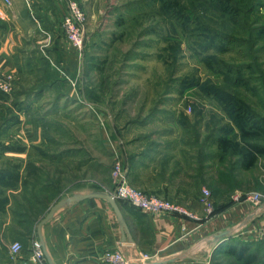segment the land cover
Segmentation results:
<instances>
[{
	"label": "rangeland",
	"instance_id": "rangeland-1",
	"mask_svg": "<svg viewBox=\"0 0 264 264\" xmlns=\"http://www.w3.org/2000/svg\"><path fill=\"white\" fill-rule=\"evenodd\" d=\"M162 1H77L86 15L84 42L77 49L79 62L68 79L56 83L37 81L35 76L21 84L16 78L15 96L36 90L44 94L27 100L44 141L30 145L22 157V181L29 191L42 190L45 196L48 182L60 183L58 201L89 189L113 192V165L116 158L124 163L125 142L143 138L147 140L142 146L147 147L162 123L202 125L197 131L204 139L216 140L221 134L237 137L238 126L217 95L204 92L213 91L210 86L240 97L264 117V31L256 32L264 28V0L249 13L248 28L229 22L217 27L237 40L215 46L224 49L228 45L230 52L226 53L206 51L210 42L203 40L197 27V13L186 24L166 10L169 6L176 11L179 5L189 13L188 9H197L199 0H165L166 7ZM210 17L205 20L213 23ZM214 52L226 63L223 71L207 62ZM238 66H245L246 72L229 77ZM60 70L59 74H65L64 68ZM48 72L55 77L49 68ZM59 91H72L75 97L56 98ZM168 131L164 128L157 133ZM197 131L188 128V136L197 138ZM257 163L251 171L263 175V183L246 177L244 185L256 189L264 201V156ZM58 201H49L41 219ZM12 239L22 247L30 240L15 234ZM258 253L263 255L264 250Z\"/></svg>",
	"mask_w": 264,
	"mask_h": 264
},
{
	"label": "crops",
	"instance_id": "crops-1",
	"mask_svg": "<svg viewBox=\"0 0 264 264\" xmlns=\"http://www.w3.org/2000/svg\"><path fill=\"white\" fill-rule=\"evenodd\" d=\"M68 4L69 0H0V74L15 73L21 84L34 80L35 76L37 81L56 83L68 79L79 62L78 50L67 40L62 25L69 12ZM48 68L55 77L49 76V72L45 74ZM63 68L65 74L61 73ZM71 93L59 91L56 98H74ZM5 95L7 98L0 99V105L12 107L15 91ZM18 96L28 107L20 112L21 121L12 125L8 133L14 134L13 138L27 149L8 155L25 157L30 145L44 142L32 116V103L27 100L44 94L36 90ZM201 126L162 123L153 133L156 138L147 141V147L142 146L147 140L143 138L125 142L123 146L124 166L131 185L169 199L197 217L179 213L150 215L121 202L130 229V235L125 237L108 200L94 197L76 201L58 210L43 226L53 261L106 264L100 260V254L121 248L132 260L142 252L156 254L150 264H264V254L258 253L264 250L261 249L264 248V201L255 204L246 197L232 201L236 194L257 192L244 185L246 177H255L261 184L263 175L251 168H234L231 162L235 157L222 162L218 137L204 139L202 132L197 131L202 130ZM164 128L169 131L157 133ZM188 128L195 129L198 137L190 138ZM204 188L213 195L212 215L200 200ZM97 190L101 189L76 193ZM3 220L0 221V264H33L30 240L12 257L13 235L7 230L11 219ZM222 231L230 234L215 240Z\"/></svg>",
	"mask_w": 264,
	"mask_h": 264
},
{
	"label": "trees",
	"instance_id": "trees-1",
	"mask_svg": "<svg viewBox=\"0 0 264 264\" xmlns=\"http://www.w3.org/2000/svg\"><path fill=\"white\" fill-rule=\"evenodd\" d=\"M163 1L162 5H165L164 7L168 6ZM199 2L197 9H188L189 13L184 11L185 8L179 5L176 11L172 12L169 6L166 7V10L178 18L182 17L186 24L189 20H192V14L197 13V18L200 19L197 27L202 31L203 40L210 42V46L207 47L206 51L211 49L212 51L226 53L230 52L228 45L224 49L215 46L229 42L235 43L237 40L232 35H228L229 33H224L221 29L219 31L217 27L229 22L230 25L236 23L248 28L249 13L260 6L263 1L199 0ZM210 14L215 19L211 18ZM205 17H210L211 22H214H207ZM200 30H198L199 33H201ZM263 31V27L256 30L257 33H262ZM210 58V61H207L208 64L214 69L223 71L222 68H224L223 66L226 63L219 58L218 54L216 52L211 53ZM232 58L234 59V57ZM244 67H234L235 69L229 73V77L236 73L246 72ZM227 69L229 68L227 67ZM210 88L213 91L204 92L214 96L217 95V99L225 106V111L230 115L239 130L237 137L222 134L218 136L222 162L235 157V161L231 162V166L234 168H254L258 164V159L264 156V143L261 141L262 138L264 140V117L249 109L240 97L218 91L212 86ZM5 94L1 92V100L7 98ZM24 103L25 101H21L19 96H16L12 107L4 108L0 105V113H3L0 114V221L3 222L5 217H10L11 223L7 230L12 235L15 234L23 240L30 239L32 241L37 236V224L40 222L44 210L48 208L49 201L55 198L58 201L62 191L60 183L57 182L54 185L48 182L45 196H42V190L37 192L34 189H30L29 191L22 181L23 158L8 155L10 152H25L27 149L21 145L19 140L14 139L8 133L12 125L21 121L20 112L27 108ZM33 169L38 170V167L35 166ZM242 197H245V195H242ZM118 201L119 203L125 202L123 200Z\"/></svg>",
	"mask_w": 264,
	"mask_h": 264
},
{
	"label": "built area",
	"instance_id": "built-area-1",
	"mask_svg": "<svg viewBox=\"0 0 264 264\" xmlns=\"http://www.w3.org/2000/svg\"><path fill=\"white\" fill-rule=\"evenodd\" d=\"M69 12L63 19V28L67 40L78 50H81L84 42V26L86 24V15L76 0H69ZM15 73L0 74V91L12 93L14 90ZM113 176L115 178V189L111 194L118 200H123L130 205L141 209L142 211L155 215L161 214H182L190 217H197L195 213L185 209L181 205L172 202L169 199L161 197L154 193H149L131 185L127 179V173L124 163L120 158H116L113 165ZM247 199L258 204L262 196L258 192L244 194ZM242 197V194H236L235 199ZM208 214L214 213V200L212 193L208 188L203 189L200 198ZM22 245L20 242L12 243L10 252L15 257ZM33 264H49L46 258L41 240L36 236L31 241ZM100 260L106 264H150L155 261L156 254L142 252L135 260L127 257L121 248H112L100 254Z\"/></svg>",
	"mask_w": 264,
	"mask_h": 264
},
{
	"label": "water",
	"instance_id": "water-1",
	"mask_svg": "<svg viewBox=\"0 0 264 264\" xmlns=\"http://www.w3.org/2000/svg\"><path fill=\"white\" fill-rule=\"evenodd\" d=\"M94 197H98V198H103L106 199L110 202V204L113 206V208L116 211L117 217H118V221L120 223L121 226V230L123 233V236L126 237V235H130V229L128 226V223L126 221V218L124 217V214L122 212V209L120 207L119 201L118 199L113 196L111 194V192L107 191V190H97V191H92L89 193H76L73 194L69 197H66L64 199H61L60 201L56 202L55 204H53L49 211L47 212V214L40 220L38 226H37V233H38V238L41 240L42 242V246L44 248V252L46 255V258L48 260L49 264H56L53 259L51 258V255L48 251L46 242L44 240V236H43V226L48 223L56 214V212L58 210H60L61 208L65 207L66 205H69L70 203L76 202V201H84L86 199L89 198H94ZM230 234V231H222L220 233H218V235H216L215 240H218L226 235Z\"/></svg>",
	"mask_w": 264,
	"mask_h": 264
}]
</instances>
